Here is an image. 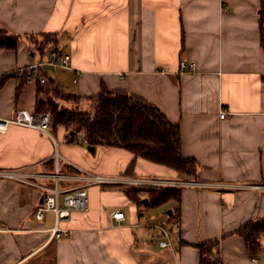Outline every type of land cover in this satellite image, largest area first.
I'll return each instance as SVG.
<instances>
[{
	"label": "crops",
	"instance_id": "0c3cea01",
	"mask_svg": "<svg viewBox=\"0 0 264 264\" xmlns=\"http://www.w3.org/2000/svg\"><path fill=\"white\" fill-rule=\"evenodd\" d=\"M45 33L56 44L30 54L28 36ZM0 34L21 36L16 47H0V117L36 111L53 85L89 106L105 85L179 124L182 155L197 163V178L185 179L124 147L96 144L92 152L61 124L49 132L10 124L0 132V169L52 172L58 152L63 173L77 166L191 184L177 200L142 208L121 187L90 185L89 209L61 223L70 235L50 239L54 213L35 216L42 192L0 178V264H201L199 244L213 240L215 264H264V233L252 255L236 232L264 219V0H0ZM53 45L71 54L72 69L47 64L48 81L30 82L27 69L51 60ZM182 60L196 69H182ZM74 69L82 71L78 83ZM118 209L121 221L112 217ZM150 223L170 230L174 248L159 245Z\"/></svg>",
	"mask_w": 264,
	"mask_h": 264
},
{
	"label": "trees",
	"instance_id": "16d2710c",
	"mask_svg": "<svg viewBox=\"0 0 264 264\" xmlns=\"http://www.w3.org/2000/svg\"><path fill=\"white\" fill-rule=\"evenodd\" d=\"M41 36L42 39L33 34L28 36L39 55L45 54L47 47L56 44L57 41L56 34L53 33H45ZM20 37L18 34H0V47H16ZM44 74L49 77L47 71ZM52 90L51 95L44 97V102L38 105L36 111H47L50 114L51 125L66 126L70 131L68 135L71 141L78 140V135L81 133V141L87 145L124 147L133 152L135 158L141 157L177 170L182 174L181 178H197L196 160L182 155L179 124L172 123L158 107L144 104L131 95L115 94L103 85L98 99L93 104V110H82L78 107L81 101L79 95L61 93L54 85ZM57 99L72 101L76 105L59 106ZM135 161L136 159L129 165L130 173L135 168ZM121 188L139 208L145 206L143 198L149 199L148 206H157L171 199L177 200L181 195L180 186L177 185ZM236 232L246 239L249 250L254 255L260 248L264 219L249 220ZM218 244L217 240L199 244L201 264L217 263L215 252Z\"/></svg>",
	"mask_w": 264,
	"mask_h": 264
},
{
	"label": "built area",
	"instance_id": "2783aa9c",
	"mask_svg": "<svg viewBox=\"0 0 264 264\" xmlns=\"http://www.w3.org/2000/svg\"><path fill=\"white\" fill-rule=\"evenodd\" d=\"M37 53L30 50V54ZM52 59L49 61H41L27 69V75L31 82L37 78L40 83L48 81L44 66L49 64L53 69L71 68V54L60 49L59 46L53 45L50 50ZM181 68L190 71L196 69L195 62L181 61ZM75 70L73 81L78 83L82 71ZM228 111L222 109L220 116L224 118ZM20 124L35 127L42 131H50L51 120L47 111H30L28 109L19 108L11 117H0V132H6L10 124ZM64 158L58 152L55 155V167L52 172H33L28 167L16 169H0V178L13 180L20 183L29 184L37 189H41L43 199L36 208L35 216L39 220L46 218L48 212L54 213V223L46 230L50 231V239H61L70 235L71 229L63 227L61 223L70 219L75 211H87L89 209V192L88 186L93 184L115 185V186H182L191 184L189 181L182 180H166L158 177L149 176H126V175H106L84 170L75 165L76 173H63L59 164V159ZM73 180L78 182L77 185L71 187H61L62 181ZM112 217L116 221L125 218V214L121 210L112 211ZM147 227L157 228L159 231V245L161 247L174 248V241L170 235V230L163 224L150 223ZM257 260V259H255Z\"/></svg>",
	"mask_w": 264,
	"mask_h": 264
},
{
	"label": "rangeland",
	"instance_id": "374dc122",
	"mask_svg": "<svg viewBox=\"0 0 264 264\" xmlns=\"http://www.w3.org/2000/svg\"><path fill=\"white\" fill-rule=\"evenodd\" d=\"M37 37H40V39H42L41 35H37ZM56 102L58 103L59 106H66V107H72L73 106L74 107L76 105L72 101L66 102L64 99H57ZM78 107L82 110H93L94 105L92 104V105L87 106V105L82 104L80 101L78 103ZM180 175H182V174H180ZM118 187H121V186H118ZM39 190L41 191V189H39Z\"/></svg>",
	"mask_w": 264,
	"mask_h": 264
},
{
	"label": "water",
	"instance_id": "95a60500",
	"mask_svg": "<svg viewBox=\"0 0 264 264\" xmlns=\"http://www.w3.org/2000/svg\"><path fill=\"white\" fill-rule=\"evenodd\" d=\"M44 98L43 97H41L40 99H39V102L40 103H43L44 102ZM73 132L74 131H72V134H73ZM88 149L90 150V151H92V152H94L95 151V145H88ZM43 199L41 198V200L40 201H42ZM143 203H144V205L145 206H148V204H149V199L148 198H143Z\"/></svg>",
	"mask_w": 264,
	"mask_h": 264
}]
</instances>
